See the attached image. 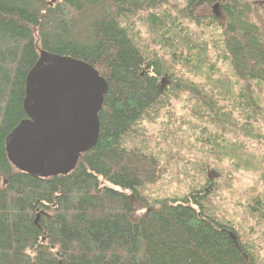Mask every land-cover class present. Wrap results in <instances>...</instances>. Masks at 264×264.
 Here are the masks:
<instances>
[{"label": "trees", "instance_id": "1", "mask_svg": "<svg viewBox=\"0 0 264 264\" xmlns=\"http://www.w3.org/2000/svg\"><path fill=\"white\" fill-rule=\"evenodd\" d=\"M216 2L220 16L205 10ZM43 51L88 62L109 85L97 143L50 177L7 150ZM175 102L210 163H182L195 170L188 191L149 197L170 161L141 123L186 142ZM213 169L230 198L235 173H252L236 208L216 192L207 210ZM0 264H264V0H0Z\"/></svg>", "mask_w": 264, "mask_h": 264}, {"label": "water", "instance_id": "2", "mask_svg": "<svg viewBox=\"0 0 264 264\" xmlns=\"http://www.w3.org/2000/svg\"><path fill=\"white\" fill-rule=\"evenodd\" d=\"M211 10L221 15L218 2ZM108 88L107 81L88 62L43 51L27 76V118L7 137L11 162L36 177L67 174L74 169L81 153L98 141V113ZM230 235L239 247L237 236Z\"/></svg>", "mask_w": 264, "mask_h": 264}, {"label": "rangeland", "instance_id": "3", "mask_svg": "<svg viewBox=\"0 0 264 264\" xmlns=\"http://www.w3.org/2000/svg\"><path fill=\"white\" fill-rule=\"evenodd\" d=\"M211 7L206 8L205 10L211 13ZM177 107L175 109V116L176 121L173 124L172 128L179 127L180 131L178 134L181 135L184 141H180L176 139V141L171 142L170 144L166 145V143L163 141L162 138V126L159 127L158 125H151L150 121H143L141 123L142 126H145L144 128L147 129L148 135L152 134V137H150L149 144L151 146L157 145L156 141H160V145H158V148L156 150L157 155L161 162L164 161H170V165L168 166L169 172L164 173L162 178H159L155 183H151L148 186L147 193L148 196H154L156 195H167L169 192L176 193L179 189L181 191H185L187 188V191L189 190V186L194 184V179L190 174H194L193 163H185L186 165L182 164L184 162L190 161V159L194 158L196 161L204 162L205 164L210 163V159L208 158V146L204 142H201L199 139L196 138V134L199 135L200 131L199 128L196 126V123L193 121H188L189 115L187 110H185L182 107V104L177 103ZM181 118L185 119V122L180 125ZM187 121V122H186ZM159 127V128H158ZM167 133H164L166 135ZM179 135V136H180ZM184 165V166H183ZM210 166H214V163H211ZM198 170V168H197ZM178 172V173H177ZM197 171L196 176H202ZM186 173H190L186 175ZM209 176L211 180H214L216 177L220 178V183L218 184L220 186V189L216 191L215 183L206 186L207 191H209L210 199L205 198L203 201L205 203V206L207 207V210L215 213V208L219 207V203L217 202V198H215L216 192H219L220 194V200L223 202H226L228 198L230 201L227 203L231 209L236 208L235 201H237L238 195L241 192H244L248 186L251 185L253 182L252 180V173H235L234 176H236L241 181H235L233 183V190L234 192H237V195L233 198L229 197V192L226 185L228 186V183L225 182L228 179L226 177H223L220 172L216 171L215 169L210 170ZM194 176V175H193ZM204 176V175H203ZM244 183L241 185L240 183ZM232 184V183H231ZM248 185V186H247ZM143 194L145 192L141 191ZM228 197V198H227ZM216 200V201H215Z\"/></svg>", "mask_w": 264, "mask_h": 264}, {"label": "flooded vegetation", "instance_id": "4", "mask_svg": "<svg viewBox=\"0 0 264 264\" xmlns=\"http://www.w3.org/2000/svg\"><path fill=\"white\" fill-rule=\"evenodd\" d=\"M210 7V6H209Z\"/></svg>", "mask_w": 264, "mask_h": 264}]
</instances>
